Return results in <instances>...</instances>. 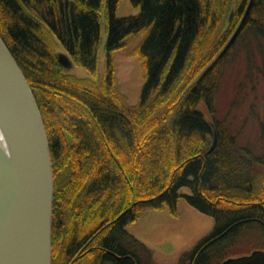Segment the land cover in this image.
Listing matches in <instances>:
<instances>
[{
  "label": "trees",
  "instance_id": "1",
  "mask_svg": "<svg viewBox=\"0 0 264 264\" xmlns=\"http://www.w3.org/2000/svg\"><path fill=\"white\" fill-rule=\"evenodd\" d=\"M120 1L0 0V35L49 144L51 264H147L152 250L126 227L148 209L177 215L180 197L213 226L177 264H217L263 248V209L247 205L263 199L260 155L217 120L213 100L240 36L264 42V0H253L234 43L215 58L249 0H129L138 12L119 17ZM132 40L144 73L136 103L114 84V52ZM58 44L86 76L60 65Z\"/></svg>",
  "mask_w": 264,
  "mask_h": 264
},
{
  "label": "water",
  "instance_id": "2",
  "mask_svg": "<svg viewBox=\"0 0 264 264\" xmlns=\"http://www.w3.org/2000/svg\"><path fill=\"white\" fill-rule=\"evenodd\" d=\"M253 0L216 55L238 35ZM234 8L229 18L233 17ZM60 65L74 63L58 51ZM216 143L214 131L212 150ZM54 179L44 123L27 79L0 35V264H51ZM259 251H252L251 257ZM245 257L227 258L235 264ZM72 263V262H71Z\"/></svg>",
  "mask_w": 264,
  "mask_h": 264
},
{
  "label": "rangeland",
  "instance_id": "3",
  "mask_svg": "<svg viewBox=\"0 0 264 264\" xmlns=\"http://www.w3.org/2000/svg\"><path fill=\"white\" fill-rule=\"evenodd\" d=\"M234 7L235 4H232L230 11ZM230 11L226 14L223 32L229 28L233 20L229 18ZM137 12L138 9L133 8L129 0H121L116 11L119 17ZM240 19L229 31L227 39ZM105 36L103 27L102 42ZM240 39L232 47L226 67L221 73L213 106L217 120L237 136L239 145L248 146L256 154L264 155L261 122L264 109V42L258 43L250 34H243ZM137 42L138 40H132L114 52V84L130 103L138 102L144 83L142 61L138 55L132 54ZM56 51L63 52L60 44L57 45ZM103 62L101 48L100 72L103 69ZM69 72L78 77L87 75L86 70L78 65H74ZM180 192L188 193L189 189L183 187ZM212 226L211 216L201 213L190 206L184 197H180L177 215L171 214L167 208L148 209L136 221L127 225L126 229L152 250V260L146 261L147 264H177L178 256L191 249Z\"/></svg>",
  "mask_w": 264,
  "mask_h": 264
},
{
  "label": "flooded vegetation",
  "instance_id": "4",
  "mask_svg": "<svg viewBox=\"0 0 264 264\" xmlns=\"http://www.w3.org/2000/svg\"><path fill=\"white\" fill-rule=\"evenodd\" d=\"M262 132H263V136H264V109L262 112ZM258 162H260L263 166V173H264V155H260L258 156ZM249 206L253 205L254 207H260L261 209H263V225H264V186H263V199L257 202H251V204H247ZM93 240V237H90L89 240L87 241V243L83 246L86 247L88 246V249H91L92 247H94L93 245H90V242ZM264 240V238H263ZM259 251L258 253H256L255 255L251 256V257H245L251 254L252 251ZM238 257H245L240 259L237 262H234L235 264H264V247L263 248H255L250 250L249 252H243V253H238L232 256H229L227 258H238ZM78 258V256H75L72 259V262L74 260H76ZM225 258V259H227ZM223 259V260H225ZM222 260V261H223ZM221 261V262H222ZM221 262L217 263V264H221Z\"/></svg>",
  "mask_w": 264,
  "mask_h": 264
}]
</instances>
